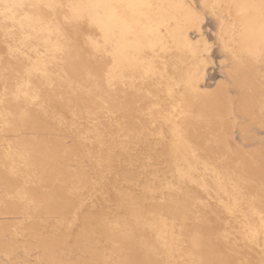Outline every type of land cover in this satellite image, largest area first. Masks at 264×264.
I'll return each instance as SVG.
<instances>
[{
    "label": "bare ground",
    "instance_id": "obj_1",
    "mask_svg": "<svg viewBox=\"0 0 264 264\" xmlns=\"http://www.w3.org/2000/svg\"><path fill=\"white\" fill-rule=\"evenodd\" d=\"M186 1L0 0V264H264V0Z\"/></svg>",
    "mask_w": 264,
    "mask_h": 264
},
{
    "label": "rangeland",
    "instance_id": "obj_2",
    "mask_svg": "<svg viewBox=\"0 0 264 264\" xmlns=\"http://www.w3.org/2000/svg\"><path fill=\"white\" fill-rule=\"evenodd\" d=\"M189 1H191V0H189ZM189 1H186L187 2V4H188V6L187 7H189L187 10L189 11V9H190V7H192V9L191 10H193L194 9V7H195V11L197 10L198 11V13H200V11H199V8H197L198 7V3H197V1L198 0H192L191 2V4H190V2ZM193 4V5H192ZM190 5V6H189ZM197 5V6H196ZM186 11V10H185ZM194 11V12H195ZM196 11V12H197ZM191 13H193V12H191ZM202 13V12H201ZM189 14H190V12H189ZM188 16V15H187ZM186 16V17H187ZM204 17V20H203V22H202V26H203V29H204V35H205V38H206V42L207 43H209L210 42V44L213 42V45H214V40H213V33H212V31H213V29H214V27H213V22H211V20H210V18H209V16L207 15L206 16V14H204L203 15ZM188 18V17H187ZM191 18V17H190ZM189 19H186V22L188 21ZM191 33V32H190ZM211 33H212V35H211ZM192 35V34H191ZM218 54V52H217V49H216V46L214 45V46H212V49H211V51H210V57H211V59H212V61L214 62V65L216 66V69L215 68H213V69H210V67H208V73H209V75H208V73H207V77H206V81L209 79V81L211 82V84H213V83H216V82H218L220 79H222L221 78V76H219L220 74H218V73H216L217 71V62L219 63V60H221V58L219 57V55H217ZM210 69V70H209ZM219 70V69H218ZM212 71V72H211ZM208 76H209V78H208ZM208 78V79H207ZM211 78V79H210ZM209 81H207L206 82V84H210L209 83ZM214 85V84H213ZM210 86V85H209ZM212 86V85H211ZM215 86V85H214ZM213 86V87H214ZM209 89L211 90L212 89V87L210 88L209 87ZM230 94L229 95H231L232 94V92L230 91L229 92ZM137 115V114H136ZM246 150H251V148H249V149H247L246 148ZM261 150H262V152H263V148L261 147ZM123 171H125V173L127 174V175H131V174H133L132 173V167L131 168H123L122 169ZM128 171H131V172H128ZM138 171V170H137ZM138 175H139V172H138ZM58 183H59V181H58ZM30 189V188H29ZM28 189V190H29ZM190 202H192V204L196 207V209H198V211H201V212H203V211H206L205 209H203V207H202V205H203V203L204 202H197V201H190ZM187 203V202H186ZM189 203V202H188ZM178 204H180V208L179 207H177L178 208V210L179 211H181V212H183L185 209L184 208H187L188 209V207L186 206V207H184L183 205H185V204H183V203H181V202H179ZM190 204V203H189ZM177 205V204H176ZM171 211V210H170ZM94 212H96V208L94 209ZM204 213V212H203ZM5 224H8V221H6V223ZM5 224H3V225H5ZM139 231V230H138ZM139 241H140V239H139Z\"/></svg>",
    "mask_w": 264,
    "mask_h": 264
}]
</instances>
